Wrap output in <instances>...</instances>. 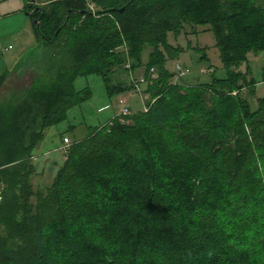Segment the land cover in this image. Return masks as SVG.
I'll use <instances>...</instances> for the list:
<instances>
[{
	"label": "trees",
	"instance_id": "trees-1",
	"mask_svg": "<svg viewBox=\"0 0 264 264\" xmlns=\"http://www.w3.org/2000/svg\"><path fill=\"white\" fill-rule=\"evenodd\" d=\"M240 2L59 0L52 11L30 3L27 13L48 56L33 66L40 70L30 87L0 102V264H55L45 232L53 226L63 230L71 218L104 264H264V96L255 108L244 98L256 92L257 82L251 77L245 89L249 95L240 92L249 117L235 125L236 139L223 115L219 119L208 110L214 116L205 130L188 129L174 105L204 88L226 95L247 84L240 68L250 53H264V6L243 0L245 10L230 11ZM253 17L259 18L246 21ZM236 19H242L238 27ZM186 23L211 25L227 76L213 83L189 82L178 90L167 84L164 91L160 84L174 73L168 62L181 52L169 36ZM63 38L62 53H55ZM149 46L155 52L143 66ZM67 58L74 63L64 71ZM116 67L127 76L145 68L149 111H133L128 123L116 116L113 124L90 129L70 145L54 183L36 189L34 151L45 130L89 98V89H75V79L96 73L110 94L123 93L108 76ZM5 79L0 77V87ZM216 83L224 85L217 88ZM133 88L126 85L130 92ZM173 123L176 127L167 130ZM70 248L78 262L87 263L79 241Z\"/></svg>",
	"mask_w": 264,
	"mask_h": 264
},
{
	"label": "rangeland",
	"instance_id": "rangeland-1",
	"mask_svg": "<svg viewBox=\"0 0 264 264\" xmlns=\"http://www.w3.org/2000/svg\"><path fill=\"white\" fill-rule=\"evenodd\" d=\"M56 1L59 0H34V4L35 7L38 6L37 8L52 11L54 6H57ZM233 1L234 0H230V2ZM257 1L259 5L264 6L262 1ZM32 2L33 0H26L21 15L18 14L21 17L15 15L14 19L11 21L12 27H15L18 32L5 38L6 45L9 46L12 44V48L7 50L6 56L0 59V77L6 76L4 83L0 87V102H6L14 95L30 87L40 70H35L34 67L38 66L40 62L42 63V60L45 61L48 56V54H46V42L37 35L34 24L27 15L30 14L27 13V7ZM241 2H243V0H241ZM241 2L239 4L237 3L238 6L232 5L230 11L236 12L240 9L245 10V7L240 6ZM230 4L232 3H229L228 7ZM199 6L200 5H197L195 8L196 14H198L197 9ZM92 10H95V5ZM33 11L34 10H32V12ZM4 14L0 13L2 22L6 20L5 16H3ZM202 16H200V19H202ZM215 16L217 17L218 13H215ZM259 16L261 17V15ZM60 17L63 21L66 18L65 12L62 10L60 11ZM257 18L259 17L246 19V21H250V24H252ZM236 20L237 23L235 26L238 27V23L241 22L242 19ZM8 24V21L1 23V27L4 28V26H8ZM76 25V21L73 20L71 24V27L74 26L73 30L76 29ZM210 27V24L196 25L186 23L179 34H170V43L174 46L181 47V52L177 60H170L168 62V67L172 71L173 68L177 70L178 66H175L176 62H180L185 65V67L187 66L186 68L187 70L189 69V73L184 78H177V74L174 72L175 74L173 73V77H170L169 80L165 79L166 81L164 80L160 84V86L164 88V91L168 90L167 84L168 87H177L175 89L178 90V87H182L181 85L189 84V80H199L198 82L192 81L193 84L213 83L212 81L215 77L224 79L227 76V70L222 61L220 49L217 47V39ZM245 28H247V26L241 29L245 31ZM66 30L67 29H65L63 33L67 32L68 35L69 30ZM66 42L67 38H63L59 46L55 49V53H62V49ZM129 44L130 43L127 42L128 46ZM154 52V47L149 46L146 48L143 54V66L149 64L150 58ZM4 61L6 63H4ZM102 62L103 60L100 64ZM73 63L74 61L69 58L62 60V66L64 65L62 70H67L66 67L72 66ZM97 63L98 60L95 61V65H97ZM100 64L98 66H100ZM263 68L264 53H250L249 62L242 65L240 68V70L247 75V84L244 85V88L238 82V86L243 89L235 88L233 92L223 95L215 88H204L203 92H194L197 97H188L187 100H183L181 103L176 99L174 105L177 109V118L182 120V122H186L188 129L197 127V129L201 130L200 127L204 126L205 130L206 124L211 121L214 115L218 118L223 115V118H225V121L231 127L232 137L236 139L238 130L234 128L235 125H237V122L242 118L246 123L249 117L247 116V113L249 114L248 103L239 96L240 92H243L249 87L248 85L250 83H248V80L252 77L257 82L256 92L248 96L249 98L245 96L244 98L248 100L252 108L257 106L258 99L264 96ZM111 70L108 76H113L112 79L114 84L122 86L121 91H124L123 93L116 92L110 94L103 77L96 73L79 76L75 79V89L84 93L89 89V98H85V100L73 106L68 111V116L64 121L45 130L44 141L34 151L33 162L37 166L38 171L33 179L36 189L45 188L47 186L50 187L54 183L59 170L66 165L69 159L68 149L72 142L86 137L89 134V130L94 127L107 125L111 119L120 112V100L122 98L126 99V101L130 100V103L133 102L134 98L131 97L132 93L126 90V85H129V82H125L126 77L124 72L117 67ZM216 85V87L219 88L224 84L216 83ZM180 92L182 94L186 93L183 90H180ZM244 92L246 95H249L247 90ZM173 98L175 99V97ZM133 107L135 110L142 111L143 105L141 98L139 103H135ZM208 110L213 111L214 115L209 116L207 113ZM175 123L166 126V129H174L176 127ZM65 137L70 139L68 144L64 141ZM261 168L264 170V158L261 160ZM72 183L63 186H68L70 188ZM72 196L74 198L78 197L76 195ZM33 201L36 202V199L33 198ZM80 227L81 226L77 224L75 218H71L65 224L63 230H60L58 226H53L46 230V242L50 249L51 258L55 264H81L76 260L73 251H71L70 244L73 240L79 241L84 255L89 258L85 264H104L100 256H98L92 241L90 238H87V235ZM55 236L57 239H55Z\"/></svg>",
	"mask_w": 264,
	"mask_h": 264
},
{
	"label": "built area",
	"instance_id": "built-area-1",
	"mask_svg": "<svg viewBox=\"0 0 264 264\" xmlns=\"http://www.w3.org/2000/svg\"><path fill=\"white\" fill-rule=\"evenodd\" d=\"M90 7L92 9H94V5L93 4H91ZM175 66H178L177 70L176 69L174 70V68H173V71L177 74L176 75L177 78H184L189 73V69L187 70L185 65L181 64L180 62H176ZM126 68L131 69V62L130 61H128L126 63ZM150 73H151V76H152L153 79H157L159 77V74H158V72H157V70L155 68H151ZM129 79H130L129 83L134 86L132 92L135 95L139 96V98H141V100H142V105H143L142 111L148 112L149 108H150L149 101L151 100V97H150V95L148 93H146L144 91V86L147 85V83H148V80H147L146 76H144V75L137 76L135 73H133V71H131V75L129 76ZM119 110H120V112L116 116L120 117V119H121V121L123 123H128L129 120L126 117L132 115L133 109L130 106L129 102L126 101V99L122 98L120 100V108H119ZM113 119L110 122L111 124H113V122H112ZM64 141L66 142V144H68L70 142V139L65 137Z\"/></svg>",
	"mask_w": 264,
	"mask_h": 264
},
{
	"label": "crops",
	"instance_id": "crops-1",
	"mask_svg": "<svg viewBox=\"0 0 264 264\" xmlns=\"http://www.w3.org/2000/svg\"><path fill=\"white\" fill-rule=\"evenodd\" d=\"M25 1L26 0H0V13L1 14L5 13L3 15L6 18L4 22L6 21L9 22L8 26H4V28H2L1 23H4V22H2V17L0 15V59L6 56L7 50L12 48V44H10L9 46L6 45L5 38H7L8 36H12L18 32L15 27H12L11 21L14 19L15 15L21 17L20 15H21V12L23 11ZM4 63L6 62L4 61ZM145 71H146L145 68L142 67V68H139L137 72H135V74L137 76H140V75H143ZM125 77H126L125 82L126 81L130 82L129 76L125 74ZM192 81L198 82L199 80L198 79L189 80V82H192ZM131 93H132L131 97H133L134 100L131 103H130V100H128L130 103V106L135 112L141 111V110H135V108L133 107L135 103H139L140 101L139 96L135 95L133 92Z\"/></svg>",
	"mask_w": 264,
	"mask_h": 264
},
{
	"label": "flooded vegetation",
	"instance_id": "flooded-vegetation-1",
	"mask_svg": "<svg viewBox=\"0 0 264 264\" xmlns=\"http://www.w3.org/2000/svg\"><path fill=\"white\" fill-rule=\"evenodd\" d=\"M39 8H37V10H38Z\"/></svg>",
	"mask_w": 264,
	"mask_h": 264
},
{
	"label": "water",
	"instance_id": "water-1",
	"mask_svg": "<svg viewBox=\"0 0 264 264\" xmlns=\"http://www.w3.org/2000/svg\"><path fill=\"white\" fill-rule=\"evenodd\" d=\"M40 9V8H39Z\"/></svg>",
	"mask_w": 264,
	"mask_h": 264
}]
</instances>
